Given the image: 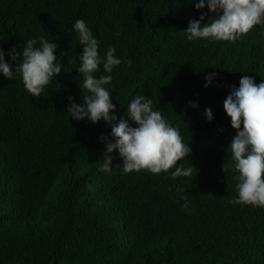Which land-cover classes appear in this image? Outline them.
Masks as SVG:
<instances>
[{
    "label": "trees",
    "instance_id": "1",
    "mask_svg": "<svg viewBox=\"0 0 264 264\" xmlns=\"http://www.w3.org/2000/svg\"><path fill=\"white\" fill-rule=\"evenodd\" d=\"M195 3L0 0V49L13 71L9 51L42 36L57 44L63 65L39 98L19 75L0 73V264H264V208L226 203L236 196L237 173L228 149L236 130L224 109L242 76L264 81V25L236 42H190L189 22L212 16ZM78 19L101 56L113 47L122 60L105 86L118 118L133 97L149 96L192 149L177 164L196 169L191 177L124 175L118 152L111 173L98 171L111 126L66 112L68 97L83 102Z\"/></svg>",
    "mask_w": 264,
    "mask_h": 264
},
{
    "label": "clouds",
    "instance_id": "2",
    "mask_svg": "<svg viewBox=\"0 0 264 264\" xmlns=\"http://www.w3.org/2000/svg\"><path fill=\"white\" fill-rule=\"evenodd\" d=\"M195 8H207L212 16L210 22L202 23L206 17L202 12L199 19L189 22L183 32L190 42H236L254 26L264 25V0H199ZM72 27L79 45L83 46L77 68L82 78L79 84L83 102L77 103L73 97H68L70 103L66 112L71 119L82 121L87 118L92 123L103 120L111 126L112 140L105 144L106 151L98 171L111 173L112 154L118 152L123 160L124 175L145 170L151 174L169 173L173 180L191 177L196 169L177 164L187 158L192 149L183 142L179 129L169 123L161 111L154 110L149 96L133 97L127 105L125 117L118 118L110 90L105 87L112 82L114 68L122 63L115 55L116 49L109 47L101 56L99 40L86 21L78 19ZM57 47L43 36L38 41L28 39L21 52L12 48L8 53L12 61L17 62L14 71L0 49V73L11 80L19 75L25 90L32 97L39 98L62 70L63 65L57 62L55 55ZM21 58L22 62H19ZM101 65L103 73L97 77ZM215 76L214 72L205 76V88L212 85ZM189 104L198 107L196 102L190 101ZM224 109L236 130L228 149L233 170L237 173L236 196L226 203L264 208V81L257 84L253 77L242 76L239 87L231 86V92L224 100ZM204 115L209 122L214 119L210 107L205 108ZM100 139L107 141L105 136ZM177 191L183 192L184 189L177 186ZM181 199L182 208L188 209V197L184 195Z\"/></svg>",
    "mask_w": 264,
    "mask_h": 264
}]
</instances>
